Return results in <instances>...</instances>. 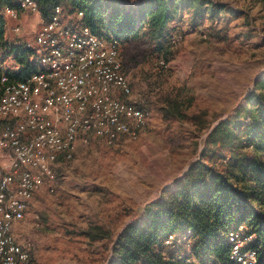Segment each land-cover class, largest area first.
Returning <instances> with one entry per match:
<instances>
[{"label": "rangeland", "instance_id": "374dc122", "mask_svg": "<svg viewBox=\"0 0 264 264\" xmlns=\"http://www.w3.org/2000/svg\"><path fill=\"white\" fill-rule=\"evenodd\" d=\"M215 1L228 7L221 25L225 40L212 37L208 23L191 29L184 22L178 28L181 38L172 43L175 55L165 66L161 54L146 45L121 44L132 98L152 108V121L137 140L78 144L72 160L59 163L55 179L35 195L17 227L33 264H100L92 259L100 256L104 242L90 246L79 232L97 223L116 234L138 205L159 199L199 158L212 127L235 116L255 82L264 79V0ZM233 14L239 17L231 19ZM6 19L12 41L31 40L40 23L28 12L22 19ZM17 25L19 33L13 29ZM175 100L186 102L188 114L206 110L210 126L197 132L191 121L173 116ZM110 254L101 264L110 263Z\"/></svg>", "mask_w": 264, "mask_h": 264}, {"label": "trees", "instance_id": "16d2710c", "mask_svg": "<svg viewBox=\"0 0 264 264\" xmlns=\"http://www.w3.org/2000/svg\"><path fill=\"white\" fill-rule=\"evenodd\" d=\"M35 1L43 20H48L58 5L69 14L82 12L81 23L94 33L116 39L119 47L133 40L144 44L160 53L166 63L175 55L173 39L180 34L178 28L184 22L191 29L208 23L210 35L225 40L221 25L228 7L215 0H137L132 4L124 0ZM18 6L17 0H0V54L19 65L11 76L25 80L37 71V65L30 60L31 50L25 42L14 43L5 37L4 10ZM184 103L175 100L172 115L191 121L197 132L207 129L208 112L188 114ZM138 104L152 110L144 103ZM240 225L254 236L251 245L258 249L263 262L264 79L255 82L246 104L238 108L235 116L221 120L208 132L199 158L159 199L146 205L136 222L116 234L92 223L79 235L90 246L104 242L100 256L92 259L100 264L110 253L109 264H181L188 252L197 261L231 264L228 234ZM173 233L184 234L185 240L166 245L165 240ZM31 261L33 264L32 256Z\"/></svg>", "mask_w": 264, "mask_h": 264}, {"label": "built area", "instance_id": "2783aa9c", "mask_svg": "<svg viewBox=\"0 0 264 264\" xmlns=\"http://www.w3.org/2000/svg\"><path fill=\"white\" fill-rule=\"evenodd\" d=\"M17 1L18 8H5V17L19 19L22 12L41 17L35 0ZM82 16L58 5L48 20L41 18L33 38L25 41L37 65L25 80L11 76L19 65L12 60L9 66L0 54V119L5 120L0 150L8 156L0 166V264H32L17 227L35 195L55 179L59 163L72 160L78 144L137 140L153 118L151 109L132 98L119 42L94 33L81 23ZM13 29L21 31L19 25ZM160 64L167 63L162 59ZM253 239L244 225L229 232L231 264H264ZM184 240V234L173 233L165 244ZM189 254L181 264H209Z\"/></svg>", "mask_w": 264, "mask_h": 264}, {"label": "water", "instance_id": "95a60500", "mask_svg": "<svg viewBox=\"0 0 264 264\" xmlns=\"http://www.w3.org/2000/svg\"><path fill=\"white\" fill-rule=\"evenodd\" d=\"M221 121V120H220ZM219 121V122H220ZM218 123V122H217ZM217 123L212 127V129L217 125ZM211 129V130H212ZM189 169V167H188ZM145 209H146V205H138L137 208L133 211V213L131 214L128 222L125 224L124 228L129 225L130 223H134L136 222L140 217L141 215L145 212Z\"/></svg>", "mask_w": 264, "mask_h": 264}, {"label": "crops", "instance_id": "0c3cea01", "mask_svg": "<svg viewBox=\"0 0 264 264\" xmlns=\"http://www.w3.org/2000/svg\"><path fill=\"white\" fill-rule=\"evenodd\" d=\"M37 16H38V15H37ZM20 18L22 19V13L20 14ZM40 20H41V17H40ZM8 25H9V22H8V20L6 19V33H7V26H8ZM6 33H5V37H6V39H8L9 41L14 42V43H20V42H22V41H12V40H10L9 38H7ZM23 42H25V40H24ZM7 162H8V156H7V153L4 152V151H0V166L3 165V164H5V163H7Z\"/></svg>", "mask_w": 264, "mask_h": 264}]
</instances>
